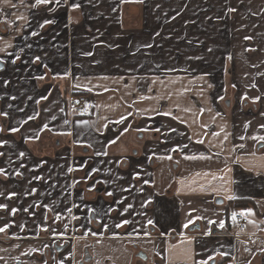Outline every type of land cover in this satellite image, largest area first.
<instances>
[{
    "label": "crops",
    "instance_id": "1",
    "mask_svg": "<svg viewBox=\"0 0 264 264\" xmlns=\"http://www.w3.org/2000/svg\"><path fill=\"white\" fill-rule=\"evenodd\" d=\"M261 125L264 0H0V264H264Z\"/></svg>",
    "mask_w": 264,
    "mask_h": 264
},
{
    "label": "rangeland",
    "instance_id": "2",
    "mask_svg": "<svg viewBox=\"0 0 264 264\" xmlns=\"http://www.w3.org/2000/svg\"><path fill=\"white\" fill-rule=\"evenodd\" d=\"M90 12L92 10H86ZM131 9L122 10L123 16H130L132 14ZM95 12V11H94ZM119 240H106L105 242L101 241H89L87 248L92 255L95 254L94 259L97 261H93L90 264H130L132 262V255L136 252V255L139 253L137 252L136 248H131V250L124 249L121 244H118ZM123 242V241H122ZM130 243V242H129ZM106 244V245H105ZM97 246H101L100 250H97ZM106 246V247H105ZM111 248V249H110ZM119 255L121 260L118 262L114 259L116 255ZM137 264H141L139 259L136 261Z\"/></svg>",
    "mask_w": 264,
    "mask_h": 264
},
{
    "label": "built area",
    "instance_id": "3",
    "mask_svg": "<svg viewBox=\"0 0 264 264\" xmlns=\"http://www.w3.org/2000/svg\"><path fill=\"white\" fill-rule=\"evenodd\" d=\"M96 107L95 99L89 95H77L72 99L71 110L78 117H90ZM243 213V214H242ZM246 209L233 205L228 213V222L232 227L247 231L250 224V214ZM235 214V220H233Z\"/></svg>",
    "mask_w": 264,
    "mask_h": 264
},
{
    "label": "snow or ice",
    "instance_id": "4",
    "mask_svg": "<svg viewBox=\"0 0 264 264\" xmlns=\"http://www.w3.org/2000/svg\"><path fill=\"white\" fill-rule=\"evenodd\" d=\"M52 2V0H35V4L36 5H46V4H49V3H51ZM55 2L57 3V4H59L60 2H61V0H55ZM72 7L73 8H79L80 7V5L79 4H73L72 5ZM231 11H235V9H231ZM49 23H52V21H50V20H45L44 21V24H49ZM41 27H43V24L42 25H40ZM33 35H38V33H36V32H33L32 33ZM246 39H248V37H246ZM147 47H151V45H147ZM209 51H211V49H209ZM40 58L39 57H36V60H39ZM13 63H15V61H13ZM256 99H259L258 97L256 98ZM6 115V114H5ZM122 119H124L123 117H122ZM261 127L262 128H264V125H261ZM159 129H157V131H158ZM13 131H18V129H13ZM260 139H262V140H264V137H261ZM202 142V141H201ZM106 154V153H105ZM0 155H3V153H0ZM193 158H195V157H193ZM4 170L3 169H0V173H2ZM14 195V194H13ZM108 195L109 196H111L112 195V193H108ZM7 206L6 205H0V208H6ZM129 207H131V205H129ZM25 210H27V209H25ZM15 211H16V209H13L12 210V212H13V214L15 213ZM69 211H70V209H69ZM125 211H127V209H125ZM243 214V213H242ZM248 214H251V211L249 210V213ZM233 220H235V214H233ZM124 223H128V221H124ZM149 223L151 224L152 223V221H149ZM209 223H212L211 221H209ZM120 225H117V227H119ZM184 227L185 228H187L188 227V224H185L184 225ZM220 227L221 228H223L224 227V224L223 223H220ZM5 229L4 228H0V232H2V231H4ZM207 234H210V233H207ZM209 259H211V257H209ZM204 264H206V262H204Z\"/></svg>",
    "mask_w": 264,
    "mask_h": 264
},
{
    "label": "trees",
    "instance_id": "5",
    "mask_svg": "<svg viewBox=\"0 0 264 264\" xmlns=\"http://www.w3.org/2000/svg\"><path fill=\"white\" fill-rule=\"evenodd\" d=\"M246 204H249V202H240V203H237L238 206H242V205H246Z\"/></svg>",
    "mask_w": 264,
    "mask_h": 264
},
{
    "label": "water",
    "instance_id": "6",
    "mask_svg": "<svg viewBox=\"0 0 264 264\" xmlns=\"http://www.w3.org/2000/svg\"><path fill=\"white\" fill-rule=\"evenodd\" d=\"M197 229H199V226H198V225L193 226V227L191 228V231H195V230H197Z\"/></svg>",
    "mask_w": 264,
    "mask_h": 264
},
{
    "label": "flooded vegetation",
    "instance_id": "7",
    "mask_svg": "<svg viewBox=\"0 0 264 264\" xmlns=\"http://www.w3.org/2000/svg\"><path fill=\"white\" fill-rule=\"evenodd\" d=\"M141 255V254H140ZM215 262H213V264H214Z\"/></svg>",
    "mask_w": 264,
    "mask_h": 264
}]
</instances>
